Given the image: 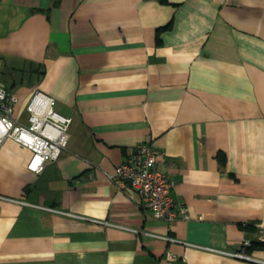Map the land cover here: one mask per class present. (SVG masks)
<instances>
[{
	"label": "crops",
	"instance_id": "1",
	"mask_svg": "<svg viewBox=\"0 0 264 264\" xmlns=\"http://www.w3.org/2000/svg\"><path fill=\"white\" fill-rule=\"evenodd\" d=\"M0 84L72 119L40 172L0 145V264H264V0H0ZM141 143L186 218L110 179Z\"/></svg>",
	"mask_w": 264,
	"mask_h": 264
},
{
	"label": "built area",
	"instance_id": "2",
	"mask_svg": "<svg viewBox=\"0 0 264 264\" xmlns=\"http://www.w3.org/2000/svg\"><path fill=\"white\" fill-rule=\"evenodd\" d=\"M18 103V98L0 84V145L6 137H10L29 149L31 157L27 168L40 172L46 163L57 160L66 148L72 119L59 114L55 110V99L38 90L24 106V123L13 116ZM160 159L161 155L149 144L141 143L115 167L114 173L109 177L119 189L128 185L134 189L154 217L167 221L186 218V207L171 196L172 183L160 169ZM0 198L12 200L2 196ZM146 235L165 241L171 240L149 232ZM225 254L233 258L252 260L243 251Z\"/></svg>",
	"mask_w": 264,
	"mask_h": 264
},
{
	"label": "trees",
	"instance_id": "3",
	"mask_svg": "<svg viewBox=\"0 0 264 264\" xmlns=\"http://www.w3.org/2000/svg\"><path fill=\"white\" fill-rule=\"evenodd\" d=\"M7 88V87H6ZM7 89H9V88H7ZM10 90V89H9Z\"/></svg>",
	"mask_w": 264,
	"mask_h": 264
}]
</instances>
